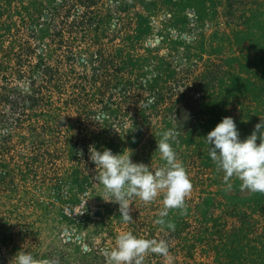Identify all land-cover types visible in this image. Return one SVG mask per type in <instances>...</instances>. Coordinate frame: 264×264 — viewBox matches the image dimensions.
<instances>
[{"label": "rangeland", "instance_id": "rangeland-1", "mask_svg": "<svg viewBox=\"0 0 264 264\" xmlns=\"http://www.w3.org/2000/svg\"><path fill=\"white\" fill-rule=\"evenodd\" d=\"M226 116L242 139L264 119V0H0V264H110L125 231L166 241L142 264H264V193L227 189L208 155ZM168 129L185 211L169 229L163 193L134 197L124 222L89 149L159 168Z\"/></svg>", "mask_w": 264, "mask_h": 264}, {"label": "clouds", "instance_id": "clouds-1", "mask_svg": "<svg viewBox=\"0 0 264 264\" xmlns=\"http://www.w3.org/2000/svg\"><path fill=\"white\" fill-rule=\"evenodd\" d=\"M209 145L208 155L218 171L223 172L227 189L232 188L233 177L241 181V188L254 193H264V119H260L253 131L241 138V132L233 117L226 116L204 137ZM259 141V142H258ZM174 132L164 130L157 140V149L163 164L153 168L143 162L132 160V150L114 153L112 149L95 146L89 149L90 160L96 165L94 181L102 185L119 205V213L124 222L130 215V201L135 197L144 202H152L163 193V207L154 223L164 226L169 211H185V198L192 190V182L186 167L178 159L173 147ZM167 228L174 229L168 222ZM168 254L164 240L148 239L132 231L119 233L115 246L108 252L110 264H142L147 253ZM11 264H60L55 257L37 258L31 251L21 248L11 260Z\"/></svg>", "mask_w": 264, "mask_h": 264}]
</instances>
